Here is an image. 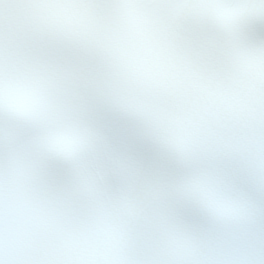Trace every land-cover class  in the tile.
Wrapping results in <instances>:
<instances>
[{"label":"snow or ice","instance_id":"obj_1","mask_svg":"<svg viewBox=\"0 0 264 264\" xmlns=\"http://www.w3.org/2000/svg\"><path fill=\"white\" fill-rule=\"evenodd\" d=\"M0 264H264V0H0Z\"/></svg>","mask_w":264,"mask_h":264}]
</instances>
